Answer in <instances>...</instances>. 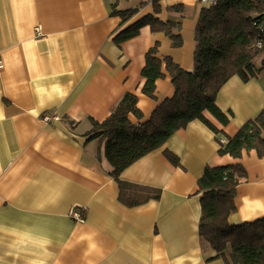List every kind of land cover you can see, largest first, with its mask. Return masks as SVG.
<instances>
[{
    "label": "crops",
    "instance_id": "0c3cea01",
    "mask_svg": "<svg viewBox=\"0 0 264 264\" xmlns=\"http://www.w3.org/2000/svg\"><path fill=\"white\" fill-rule=\"evenodd\" d=\"M159 5L156 11L151 0H0V264H226L199 234L198 181L208 165L241 163L247 170L230 224L264 217V157L256 150L241 158L219 153L220 138L235 136L263 111L264 74L249 81L235 75L223 85L216 104L228 124L204 112L218 131L193 120L122 172L130 185L160 189L158 200L122 202L103 144L88 140L94 121H105L126 93L137 95L143 113L141 121L131 115L133 123L150 120L175 95L166 57L194 70L196 26L207 6ZM114 6L139 10L124 21ZM147 15L171 22L182 45L151 25L116 41ZM156 44L163 76L149 97L142 70ZM46 114L59 119L46 123Z\"/></svg>",
    "mask_w": 264,
    "mask_h": 264
},
{
    "label": "trees",
    "instance_id": "16d2710c",
    "mask_svg": "<svg viewBox=\"0 0 264 264\" xmlns=\"http://www.w3.org/2000/svg\"><path fill=\"white\" fill-rule=\"evenodd\" d=\"M159 11L161 0H151ZM124 21L129 20L139 9L119 11ZM171 24V25H170ZM151 25L154 31L171 34L174 46L182 45L179 33L173 34L172 23H164L153 15H147L123 30L118 43L135 37L143 26ZM264 0H219L213 7L201 11L196 26L195 63L192 72L180 67L172 57H166V68L172 76L176 92L165 99L153 112L150 120L138 121L143 113L138 108V97L126 93L103 122L94 121L88 140L100 139L103 154L110 163V174L120 188V198L128 206H138L150 199L158 200L160 189L138 187L121 180L122 172L148 153L162 147L179 129L193 120H201L218 131L205 117L210 112L222 124L229 117L217 106L216 97L223 85L238 75L244 81L264 74ZM258 42H262L259 47ZM263 55L261 66L254 60ZM158 44L146 55L142 75L147 79L143 92L155 97L156 82L163 76L162 60ZM221 144L219 153L241 158L244 150H256L264 157V109L249 120L227 143ZM167 158L179 165V158L166 151ZM247 170L241 163L226 166L208 165L199 179V194L202 214L199 234L226 264H264V217L252 222L230 224L229 217L236 212L237 186L247 179ZM131 191L126 196L128 191Z\"/></svg>",
    "mask_w": 264,
    "mask_h": 264
},
{
    "label": "built area",
    "instance_id": "2783aa9c",
    "mask_svg": "<svg viewBox=\"0 0 264 264\" xmlns=\"http://www.w3.org/2000/svg\"><path fill=\"white\" fill-rule=\"evenodd\" d=\"M201 2L207 7H213L219 2V0H201ZM262 30L264 31V27L262 28ZM37 32H38V35L42 34L39 29H37ZM261 45H262V42H258V46L260 47ZM0 64H1V60H0ZM58 119L59 117L56 114L55 115L46 114L43 117V121H45L46 123H50L51 121L58 120ZM220 143L222 144L227 143V138L225 137L220 138ZM74 216L80 221L83 219L81 212H78V211L74 212Z\"/></svg>",
    "mask_w": 264,
    "mask_h": 264
},
{
    "label": "rangeland",
    "instance_id": "374dc122",
    "mask_svg": "<svg viewBox=\"0 0 264 264\" xmlns=\"http://www.w3.org/2000/svg\"><path fill=\"white\" fill-rule=\"evenodd\" d=\"M263 59V55H258L255 60H254V64L257 66V67H260L261 66V61Z\"/></svg>",
    "mask_w": 264,
    "mask_h": 264
}]
</instances>
